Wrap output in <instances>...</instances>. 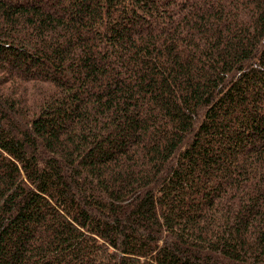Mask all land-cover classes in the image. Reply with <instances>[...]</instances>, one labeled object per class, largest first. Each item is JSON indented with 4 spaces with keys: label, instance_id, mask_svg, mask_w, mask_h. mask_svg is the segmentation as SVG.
<instances>
[{
    "label": "trees",
    "instance_id": "16d2710c",
    "mask_svg": "<svg viewBox=\"0 0 264 264\" xmlns=\"http://www.w3.org/2000/svg\"><path fill=\"white\" fill-rule=\"evenodd\" d=\"M0 264H264V0H0Z\"/></svg>",
    "mask_w": 264,
    "mask_h": 264
}]
</instances>
